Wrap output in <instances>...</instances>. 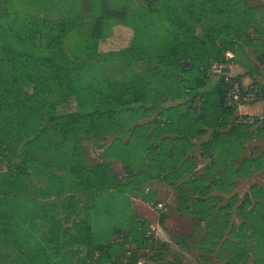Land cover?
I'll return each instance as SVG.
<instances>
[{
    "label": "rangeland",
    "instance_id": "1",
    "mask_svg": "<svg viewBox=\"0 0 264 264\" xmlns=\"http://www.w3.org/2000/svg\"><path fill=\"white\" fill-rule=\"evenodd\" d=\"M110 1L116 9L127 7V19L104 21L95 35L100 0H92L90 12L86 0L84 6L81 0H0V264H264V105L253 108L264 102V69L247 71L255 81L246 82L260 89L259 100L235 109L249 111L254 120L245 123L249 158L261 154L249 166L248 242L224 244L230 257L223 251L210 254L212 243L198 252L193 244L204 238L191 217H180L176 208L189 178L159 195L153 178L160 170L137 160L144 151L139 141L129 148L131 172L137 177L136 171L147 166L151 180L138 173L150 186L131 192L119 184L129 165L114 158L113 144L134 138L133 130L145 131V124H138L146 123L150 111L181 110L187 103L151 90L175 86L149 57L152 45L163 52L174 42L165 24L147 12L146 6L156 3ZM170 1L182 13L185 1ZM209 83L213 86L214 79ZM138 88L146 101L123 103L135 98ZM198 97L192 105H199ZM97 107L104 109L99 113ZM71 111L83 115V127L64 138L59 125L48 120ZM127 149L121 150L124 156ZM99 163L108 165L111 187L98 189L96 182L85 187L84 178ZM166 195L168 200H160ZM185 201L186 196L181 204ZM167 216L170 227L160 228V218Z\"/></svg>",
    "mask_w": 264,
    "mask_h": 264
},
{
    "label": "crops",
    "instance_id": "2",
    "mask_svg": "<svg viewBox=\"0 0 264 264\" xmlns=\"http://www.w3.org/2000/svg\"><path fill=\"white\" fill-rule=\"evenodd\" d=\"M224 1L229 4L224 12L208 13L206 19L209 21L204 27H207L208 31L214 29L217 32L225 29L224 33H230L234 37L235 62L240 68L238 73L243 75L241 80L248 85L246 81L250 80L252 83L255 81L247 74L248 68L264 69V0ZM253 77L260 78L259 75ZM205 87L200 89L204 91L203 94L195 95L202 96L194 98L195 102L199 103L198 106L192 105L191 100L181 110H169L171 107L158 108L147 114L150 116L146 118L144 141L140 145L144 151L137 160L143 159L150 168L158 167L161 173L154 174L159 176L158 179L149 175V172L146 173L147 166L136 171L137 177L131 172L134 156L130 154L129 148L137 144L138 138H141L137 132L133 134L137 137L124 141L120 139L117 144H113L115 153L113 156L118 158L120 165L123 164L122 157L128 162V173L123 177L119 175L122 177L119 184L131 192L144 185L148 189L149 180L153 178L156 181L157 192L161 195L162 191L168 193L170 189L175 190V186L182 185L185 179L189 178L191 182L184 189L185 194L176 203V208L180 217H191L194 228L204 238L201 245L194 243L193 246H197L200 252V249L212 243L213 247H208L210 254H219L223 251V254L230 257L231 248L225 249L227 247L224 244L238 245L243 239L248 242L249 166L257 162L261 154L251 155L249 158L248 125L238 123L237 119L233 122L234 116L249 111L235 110L236 114L223 107L211 106L210 102L214 98V94L211 93L213 86H210V91ZM263 105L264 102L256 103L253 108L258 111ZM222 116L227 119L226 123L220 122ZM123 144L129 146L128 154L125 156L121 152ZM140 171H144L148 181L140 180L143 174L138 173ZM166 196V199L160 200H168V195ZM185 196L189 198V202L181 204ZM129 203V207L135 209L136 203L130 201ZM170 225V216L164 217L162 223L158 222L160 228H168ZM170 236L169 234L165 237L169 240Z\"/></svg>",
    "mask_w": 264,
    "mask_h": 264
},
{
    "label": "trees",
    "instance_id": "3",
    "mask_svg": "<svg viewBox=\"0 0 264 264\" xmlns=\"http://www.w3.org/2000/svg\"><path fill=\"white\" fill-rule=\"evenodd\" d=\"M81 1L82 6H84L85 0ZM86 1L88 6L87 12H90L92 0ZM153 1L157 6H146L147 12L156 16L159 21H162V26L165 24L163 27L166 30L167 36L173 35L174 42L173 44H167V50L163 52L159 51L157 46L152 45V52L150 53L149 57L153 61L158 62L160 66L165 68L164 72L172 77L175 86L173 90L166 88H159V90H157L158 87L156 86L153 88L151 87V90L154 89L165 96L170 94L173 99H182L183 103H188L193 99V96L197 94H203L204 91L200 89L207 86L210 82V78L206 75V69L210 64V60L221 59L223 56V51L226 49H231L234 51V37L230 35V33H224L225 29H223V31H220V29L218 32L214 29H211L212 31H208L206 30L207 27H204L209 21V19H206L208 13H223L229 4H226L224 0H183L185 1L184 3L186 5L184 6L182 13H179L176 12V5L174 4V1ZM176 1L179 2L180 0ZM127 16V7L116 9L111 4L110 0H100V11L94 19L92 32H94L95 35L99 34L104 21L123 22L127 19ZM198 28H200V30H198ZM198 34H200V36ZM58 66L61 67V64L58 63L56 66L57 69H61ZM154 67L159 69L158 66ZM194 69L196 70V74L191 72ZM212 89L213 90L211 93L214 94V98L210 102L211 106L223 107L231 112L235 110V108L225 105L226 89L221 81L214 83ZM136 93L137 96L135 98L123 103L129 104L131 102L146 101L145 97L141 94L140 88L137 89ZM117 99L118 101L121 100L120 98ZM149 103L151 106L155 105V102L152 99ZM205 104L206 103H204V105ZM125 105L120 106L126 107L127 105ZM107 108H110V105L105 106V109ZM95 109L96 110L94 111L96 112H102L104 108H102V110L98 107ZM237 117V115L234 116L233 122H236ZM83 120V115L71 111L51 115V118L49 117L48 121L58 124L59 130L62 136L65 138L69 132L73 130H80L83 127ZM220 122L226 123L227 119L222 116V118H220ZM143 124L145 123L138 125ZM132 133H135L134 130L131 132V134ZM138 134V137L141 136V138H138L139 141H144V131H138ZM134 137H137V135ZM125 147L128 148L129 146H125L123 144L122 148ZM107 166L108 165L105 163L97 164L95 170L90 172L89 175L84 178V184H86L85 187L89 186V182H91L92 185H94L93 182H96V187L98 189L107 188L108 186L111 187ZM12 183H14L13 186L11 185L13 191V189H15V182L12 180L11 184ZM253 193L255 194V191ZM249 198L252 199L251 194L248 195L247 199ZM162 222L163 217L160 218V223ZM90 231V227H87L86 232L90 233ZM92 255L93 251L91 250L89 252V257H92Z\"/></svg>",
    "mask_w": 264,
    "mask_h": 264
},
{
    "label": "built area",
    "instance_id": "4",
    "mask_svg": "<svg viewBox=\"0 0 264 264\" xmlns=\"http://www.w3.org/2000/svg\"><path fill=\"white\" fill-rule=\"evenodd\" d=\"M235 52L231 49L223 51L221 59H211L206 75L214 82L221 81L226 89L225 105L237 108L238 106L249 105L256 102L261 97L260 89L255 86H247L243 83L238 73L235 71ZM250 113L240 114L237 117L238 123L254 122ZM262 118V117H261ZM157 209H162L163 203L158 202Z\"/></svg>",
    "mask_w": 264,
    "mask_h": 264
}]
</instances>
